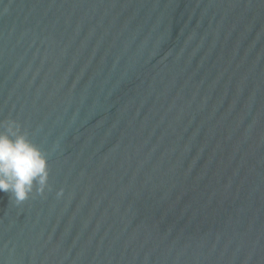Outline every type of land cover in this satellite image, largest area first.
Segmentation results:
<instances>
[{"label":"water","instance_id":"1","mask_svg":"<svg viewBox=\"0 0 264 264\" xmlns=\"http://www.w3.org/2000/svg\"><path fill=\"white\" fill-rule=\"evenodd\" d=\"M12 121L0 264H264V0H0Z\"/></svg>","mask_w":264,"mask_h":264},{"label":"clouds","instance_id":"2","mask_svg":"<svg viewBox=\"0 0 264 264\" xmlns=\"http://www.w3.org/2000/svg\"><path fill=\"white\" fill-rule=\"evenodd\" d=\"M48 160L14 122L0 125V191L17 204L33 191L43 195L48 186ZM62 194V193H61Z\"/></svg>","mask_w":264,"mask_h":264}]
</instances>
